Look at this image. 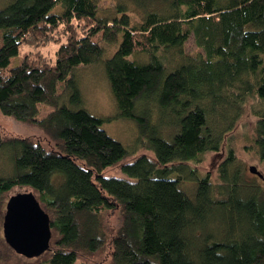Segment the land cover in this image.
<instances>
[{
  "label": "trees",
  "instance_id": "obj_1",
  "mask_svg": "<svg viewBox=\"0 0 264 264\" xmlns=\"http://www.w3.org/2000/svg\"><path fill=\"white\" fill-rule=\"evenodd\" d=\"M157 3L136 25L103 17L99 0H13L0 10V113L46 140L0 132L10 165L0 217L16 188L30 189L50 217L49 250L25 264H264V187L233 149L215 178L190 166L219 153L246 115L264 163V0ZM59 39L54 62L30 52L9 67L22 48ZM190 39L195 55L185 51ZM139 55L149 59H131ZM97 64L118 116L155 153L123 163L126 178L103 175L128 151L87 111L79 86L77 73ZM154 100L178 130L172 142L142 108ZM40 104L53 110L38 119Z\"/></svg>",
  "mask_w": 264,
  "mask_h": 264
},
{
  "label": "rangeland",
  "instance_id": "obj_2",
  "mask_svg": "<svg viewBox=\"0 0 264 264\" xmlns=\"http://www.w3.org/2000/svg\"><path fill=\"white\" fill-rule=\"evenodd\" d=\"M13 0H0V10L6 8ZM162 0H99L100 14L103 17H113L121 19L123 16H127L130 19L131 24H139L143 17L150 11H158V3ZM60 7L56 8L54 11H59ZM161 10V9H160ZM64 39H59V41H54L47 44L39 49L22 48L19 55L13 57L10 62V68L18 66L23 55L33 52L40 53L43 57L54 62L56 57V51L59 48L61 42ZM116 47L110 46L107 48V56H111ZM185 51L187 54L195 55L200 50L196 47L193 39H190L186 46ZM131 59L148 60L149 57L145 55H139L137 57H132ZM79 78V86L83 94L84 104L87 111L97 117L104 118L105 121L102 124V129L114 140L121 143L128 151L127 158L115 168L107 169L104 172L105 177H116V178H126V175L121 169L123 163H131L136 158L146 155L151 158H155V153L151 149H147L141 145V139L139 132L136 128L134 122L126 120L118 116V109L113 99L110 91L108 80L101 64H97L92 67H87L81 69L77 73ZM143 109H148V111L153 113V120L155 124L160 125L163 129L169 130L168 141L172 142L174 136L178 133L175 125H171V115L170 113L163 115L159 112L158 102L150 101L148 107L143 105ZM40 112L38 114V119L43 118L46 114L53 110L52 106L40 104ZM256 120L255 117L251 115L244 116L237 126L236 130L227 135L223 148L219 153H207L202 157L201 162L197 164H191V168L197 171V174L201 177L206 174H211L215 178L217 173V167L224 158L227 157V153L230 149L235 152L236 159L240 163L241 170L245 173L250 181L256 180L259 184L264 187V178L260 179L258 176L252 174L249 171L251 166H255L259 172L264 177V163L260 161L257 150L253 145V122ZM173 130V131H171ZM175 130V131H174ZM0 132L5 137H34L41 138L46 142L42 134L37 132L35 129L22 125L16 122L14 119L5 117L0 113ZM5 152L0 154V173L5 175L10 172V165L6 159ZM184 173V172H183ZM185 179L188 178L187 175H183ZM190 180V178H189ZM189 182L186 185L189 187ZM30 191L28 188H16L7 193L2 197L3 213L0 217V236L3 238L5 245L0 247L1 253L4 258L0 259L2 264H25L26 262H36L35 259H27L21 255L15 253L5 242L3 235V220L6 213V204L9 198L18 193H23ZM13 252L10 253V249ZM77 264H82L78 262ZM89 264H108V259H102L96 262H90Z\"/></svg>",
  "mask_w": 264,
  "mask_h": 264
},
{
  "label": "water",
  "instance_id": "obj_3",
  "mask_svg": "<svg viewBox=\"0 0 264 264\" xmlns=\"http://www.w3.org/2000/svg\"><path fill=\"white\" fill-rule=\"evenodd\" d=\"M249 171L263 179L255 166ZM6 244L27 259L39 258L50 248L52 231L50 217L33 192L18 193L9 198L3 220Z\"/></svg>",
  "mask_w": 264,
  "mask_h": 264
}]
</instances>
